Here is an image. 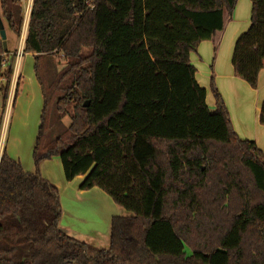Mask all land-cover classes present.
I'll list each match as a JSON object with an SVG mask.
<instances>
[{"label":"trees","instance_id":"trees-1","mask_svg":"<svg viewBox=\"0 0 264 264\" xmlns=\"http://www.w3.org/2000/svg\"><path fill=\"white\" fill-rule=\"evenodd\" d=\"M236 1L32 0L22 51L35 53L43 107L35 171L0 155V264H264V154L234 132L213 74L207 106L189 61L203 40L214 59ZM250 4L231 64L255 88L264 0ZM0 18L4 107L21 1L0 0ZM52 156L66 181L82 175L80 190L98 187L130 212L111 218L107 248L60 229L58 188L37 167Z\"/></svg>","mask_w":264,"mask_h":264},{"label":"crops","instance_id":"crops-1","mask_svg":"<svg viewBox=\"0 0 264 264\" xmlns=\"http://www.w3.org/2000/svg\"><path fill=\"white\" fill-rule=\"evenodd\" d=\"M30 8L31 4L29 5V13ZM250 10V0H237L232 11L231 20L226 22L223 31L219 34L218 47L214 59L212 41L203 40L198 44L196 50L189 54V61L196 70L195 78L197 83L200 87L205 89V101L207 106L209 108L214 107V99L209 90V78L210 75L213 74L215 86L222 96L224 104L228 110L230 122L232 124L234 132L241 139L254 141L257 147L264 154V126L259 121L260 105L264 99V65L258 72L256 87L252 88L246 81L233 74V68L231 64L234 43L239 35L243 33L249 26ZM29 13L26 19V23H22L20 36L18 37L16 44L15 41L10 44L8 38V44L10 49L12 50L23 48ZM34 54V52H22V55L20 57L15 56V61L13 64V74L10 80L5 105L3 109L0 107V118L3 117V111H5L6 109H8V112L10 111V106L14 104V101H16L20 97L21 92L28 96L24 108L20 110L23 116H27L31 108V103L35 102L37 96H40L41 100L43 101L41 89L38 81H36L37 79L35 77L34 71L33 79L31 74H29L30 76L28 77V79H25L21 70L23 67L21 62L23 61V58H25H22V56H26V58L30 59L33 58ZM211 63L212 69L210 68ZM20 66H22L21 69ZM17 83H19L21 88V92L19 95L15 93ZM30 88L32 89V92H30ZM1 146L2 144H0V155L2 152ZM10 151H13V153H15L14 150ZM9 155H11V158L13 159L19 157L18 154L9 153ZM22 163L21 166L26 172L35 171L33 167L28 166L29 164L26 163L25 165L24 163ZM39 168L40 175L58 188L62 209L59 221V227L61 230H63L70 236L82 240L104 237L105 232L107 233V231H109L110 234V221L113 216H110L109 227L106 226V229L103 233L95 231L94 234L89 235V238H85L82 234L77 233L75 230H73V228L70 226V222H65L67 221V216L73 213V211L69 209L74 208V202H78L82 199V197L87 195L90 196L91 194L93 197H101L102 199L107 200V198L110 197L104 191H102L98 187H92L87 190H80L78 188V185L83 178L82 175H78L72 180L66 181L63 176L62 166L59 158L53 157L51 159H43L40 162ZM68 202L69 204H67ZM113 204L115 203L113 202ZM74 215L79 216V214L76 215L75 213ZM107 243H109V238Z\"/></svg>","mask_w":264,"mask_h":264},{"label":"rangeland","instance_id":"rangeland-1","mask_svg":"<svg viewBox=\"0 0 264 264\" xmlns=\"http://www.w3.org/2000/svg\"><path fill=\"white\" fill-rule=\"evenodd\" d=\"M30 4H31V0H26L25 6H29ZM24 12H25V7H24ZM7 38H9L10 44H12V42L14 41L16 44L18 39V38L16 39V37H14L11 33L8 32H7ZM17 50L18 49H16V52ZM22 58H21L22 61L21 63L23 67L20 66V69L22 67L21 70L23 76L25 77V79H28V77L30 76L29 74H31L33 79L34 77L33 58L28 59L26 58V56H22ZM46 59L47 58H44L42 62L43 64H45ZM26 62H27V67H26ZM52 63L57 69H60L64 65V61L59 57L53 58ZM43 73L45 74L44 70ZM29 90L30 92H32L31 88ZM20 92H21V88L19 85L16 92L17 95H19ZM27 98L28 96H26L23 92H21L20 97L16 101H14V104L10 106V111L8 112V109L3 111L4 112L3 117L0 118V144H2L1 146L2 151L5 148L4 151L8 156L11 157L9 153L18 154L19 157L16 159L19 160L20 164L23 162L26 165L27 163L29 164L28 166L33 167L35 170V164L33 160V148L35 145L36 136L40 125V115L43 107V101L41 100L40 96H37L35 102L31 103V108L27 116H23L20 110L24 108ZM1 99L2 98L0 96V107L3 109L4 107L2 106ZM62 122L63 125L67 126L69 124V117L68 116L63 117ZM10 150H14L15 153H13V151ZM53 157L58 158L57 156H52L50 157V159ZM40 162L37 166L38 171L40 169L39 168ZM67 204H69V202ZM73 207L74 208L69 209L72 210L73 213L67 216V221L65 222H70V226L73 228V230H75L77 233L82 234L85 238H89V235L94 234L95 231H98L99 233H103L106 229V226L109 227L110 216L130 215V212L126 211L124 208L118 206L117 204H113L110 198H107L106 200V199H102L101 197L100 198L93 197L92 194L90 196L87 195L82 197V199L78 202H74ZM74 213L76 215L79 214V216H75ZM101 238L97 237L96 239H83V240L79 238H75V239L89 243L98 248H107L109 231H107V233L105 232L104 237ZM185 251L189 252V249L185 248Z\"/></svg>","mask_w":264,"mask_h":264},{"label":"water","instance_id":"water-1","mask_svg":"<svg viewBox=\"0 0 264 264\" xmlns=\"http://www.w3.org/2000/svg\"><path fill=\"white\" fill-rule=\"evenodd\" d=\"M0 37H1V40H2V44H3V49L4 51L7 50V46H6V31H5V28H4V25L2 23V20L0 18ZM84 106L87 105V102L83 103Z\"/></svg>","mask_w":264,"mask_h":264},{"label":"built area","instance_id":"built-area-1","mask_svg":"<svg viewBox=\"0 0 264 264\" xmlns=\"http://www.w3.org/2000/svg\"><path fill=\"white\" fill-rule=\"evenodd\" d=\"M20 1H21L22 5H23V24H25L26 23V19L28 17V13H29V6H25L26 0H20ZM24 7H25V12H24ZM24 21H25V23H24ZM22 52H23L22 48L18 49L17 52H16V57H19L22 54Z\"/></svg>","mask_w":264,"mask_h":264}]
</instances>
